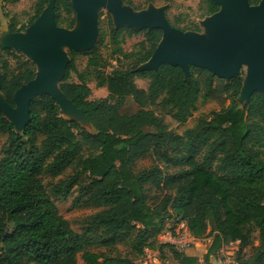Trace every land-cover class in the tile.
Here are the masks:
<instances>
[{
	"label": "trees",
	"instance_id": "16d2710c",
	"mask_svg": "<svg viewBox=\"0 0 264 264\" xmlns=\"http://www.w3.org/2000/svg\"><path fill=\"white\" fill-rule=\"evenodd\" d=\"M123 1L131 5V0ZM260 1L249 0L252 5ZM48 4L49 0H34L28 23L18 27L13 20L8 28L23 32ZM200 4L203 18L220 9L210 0ZM55 20L58 26L74 27L70 0H56ZM190 29L200 31L198 25ZM110 32L114 42L140 33L144 41L132 65L107 74L97 70L103 34L94 49L82 52L89 56L87 67L96 70L97 88H106L108 96L90 99L92 90L72 58L60 84L83 111L91 131L64 118L47 95L32 100L31 120L22 133L0 113V136L7 137L0 161V264H80L79 257L82 264H136L86 250L91 238L73 230L60 215L43 176L58 178L67 170L74 172L54 191L66 199L79 186L77 201L85 199L102 208L92 216L86 233L100 230L106 236L104 247H114L136 233L138 257L145 249L166 248L176 264H215L212 257L223 244L239 240L240 247H246L257 230L260 246L238 264H264V190L257 187L264 179V95L255 92L242 108L238 100L242 75L224 80L192 66L187 80L180 67L168 64L138 71L156 50L162 31L115 29L110 22ZM9 58L16 62L15 69ZM0 72L2 93L14 107L15 92L35 78L36 66L20 52L1 47ZM73 73L79 82L71 81ZM136 78L149 79L148 89L138 88ZM200 97L217 101L222 108L183 134L171 131L150 109L159 106L182 125ZM149 155L156 163L136 171V163ZM149 189L158 192L154 202ZM168 220L186 222L197 239L210 230L213 242L203 259L194 247L179 251L170 244L159 245Z\"/></svg>",
	"mask_w": 264,
	"mask_h": 264
},
{
	"label": "water",
	"instance_id": "95a60500",
	"mask_svg": "<svg viewBox=\"0 0 264 264\" xmlns=\"http://www.w3.org/2000/svg\"><path fill=\"white\" fill-rule=\"evenodd\" d=\"M70 1L76 15L73 29L58 26L56 0H49L41 15L23 32H12L9 28L0 31L1 47L24 54L36 66L35 78L15 92L14 107L2 93L0 73V113L17 133H22L31 120L32 100L42 95L55 100L68 120L92 130L83 111L62 92L59 82L70 61L66 48L71 52H85L96 47L100 9H106L113 17L115 29L162 31L156 50L138 71H155L168 64L180 67L188 80L190 67L195 66L230 80L246 66L248 73L238 98L243 102L242 108L255 92L264 95V0L258 5L250 4L249 0H210L220 9L201 22L206 33L185 32L172 26L166 16L167 5L137 12L123 0Z\"/></svg>",
	"mask_w": 264,
	"mask_h": 264
},
{
	"label": "rangeland",
	"instance_id": "374dc122",
	"mask_svg": "<svg viewBox=\"0 0 264 264\" xmlns=\"http://www.w3.org/2000/svg\"><path fill=\"white\" fill-rule=\"evenodd\" d=\"M200 2L201 0H171V4L166 9V16L169 21L178 26L182 31H192L190 28L198 25L200 27L199 33H206V29L200 25L201 22L206 19V17L203 18L204 13L200 10ZM166 3L167 0H151L150 2H147V0H131V5L129 6L137 12H141L148 10L151 6L161 7ZM33 4L34 0H0V31L1 29L7 30L13 20L17 23L18 27L27 24L32 15ZM98 13L99 36L97 44L100 40V35L103 34L104 38L99 49V68L97 70H101L100 72L107 74L115 68L132 65L138 54L141 52V43L144 41V34L140 33L131 36L125 34L124 37H120L114 42L110 34V22L114 23L113 17L106 9H100ZM64 17L67 22L68 17L66 15H64ZM75 25L73 28L76 27ZM60 27L68 29L66 24H63ZM77 31L78 30H76V32ZM1 44L2 36L0 34V47ZM65 50L68 54L71 52L67 48ZM24 57L27 58L25 55ZM70 58L75 61L78 72L84 75L87 84L92 90L90 99L97 100L106 98L108 96L107 90L105 88L99 89L96 86V70L89 69L87 67L89 56L83 54L82 52H75L73 56H69V60ZM9 60L12 66L11 68L15 69L16 62L12 58H9ZM247 73L248 68L244 66L242 67L239 75H242L243 78H245ZM71 81L79 82L78 75L73 73ZM60 84L61 82H59V86ZM136 84L139 88L147 89L149 87V79L137 78ZM239 103L240 106H242L243 102L239 101ZM228 105L229 103L226 102L225 106ZM221 108L222 105L217 101L206 100L203 97H200L197 103V109L193 112V115L189 118V120L182 125L174 121L168 114V111L163 110L161 107L152 106L150 109H152L156 115L163 117L164 122L171 131L177 134H183L187 129L194 127L199 120L209 119L215 111H219ZM61 115L67 119V116L62 112ZM85 128L91 130V127L89 126H85ZM6 140V136H0V161L4 156V145ZM201 158L202 156L200 159ZM155 163L156 162L152 156H146L136 163L135 170L139 171L150 168ZM171 171L173 170L171 169ZM73 172V170H67L64 175L58 178H52L48 175L43 176L46 190L54 203L57 205L60 215L69 221L73 230L80 234H85V238H91V244L86 248V250L111 257L127 258L138 264V262L143 259V256L138 257L139 247H137L138 245L136 244V233L130 234L128 237L122 239L114 247H104L101 242L106 238V236L103 235L100 230L92 233H86V230L90 226L92 216L101 211L102 208H98L86 202L85 199L77 201V198L80 195L79 186L74 187L71 191V195L66 199L56 194L54 186L71 176ZM257 187L264 190V179L257 185ZM148 193L150 195L151 202L156 201L158 192L155 189H149ZM173 228L174 225L168 220L164 231L159 237V245L166 244V242H168V234L173 235L175 238H181L182 233L178 234L173 230ZM196 240L197 241L194 244H191L187 248L194 247L199 252L200 259H203L212 245L213 235L210 230H208L203 236L198 239L196 238ZM259 246V233L256 230L252 234L251 243L248 246L242 248L240 246L224 247L222 254L219 251L218 254L213 255L212 260L215 264L219 261V259L231 264H238L239 260H246L252 257ZM182 250L184 249L181 248L180 251ZM159 251L163 264H176L173 260L172 254L166 248ZM79 263H83L81 257H79Z\"/></svg>",
	"mask_w": 264,
	"mask_h": 264
},
{
	"label": "built area",
	"instance_id": "2783aa9c",
	"mask_svg": "<svg viewBox=\"0 0 264 264\" xmlns=\"http://www.w3.org/2000/svg\"><path fill=\"white\" fill-rule=\"evenodd\" d=\"M171 224L174 225L173 230L177 232L178 234L182 233L181 238H175L173 235L168 234V242L166 244H170L174 246L177 250L180 251L181 248L186 249L191 244H194L197 240L194 236L191 235L188 225L186 222H171ZM176 226V228H175ZM232 246H240V241L230 242L229 244H223L221 248L218 250L222 254L224 247H232ZM217 252V254H218ZM162 259L161 255L158 250L154 251L151 249H145L143 259L138 262V264H161ZM216 264H231L226 261H222V259H219Z\"/></svg>",
	"mask_w": 264,
	"mask_h": 264
},
{
	"label": "crops",
	"instance_id": "0c3cea01",
	"mask_svg": "<svg viewBox=\"0 0 264 264\" xmlns=\"http://www.w3.org/2000/svg\"><path fill=\"white\" fill-rule=\"evenodd\" d=\"M171 4V2H168V3H166L165 5H167V6H169ZM164 6V5H163ZM137 79V78H136ZM135 82H136V80H135ZM137 85V84H136ZM138 87V86H137ZM139 88V87H138ZM99 89H101V88H99ZM106 89V88H105ZM140 89H142V88H140ZM148 89V88H147ZM147 89H144V90H147ZM107 90V89H106ZM108 92V91H107Z\"/></svg>",
	"mask_w": 264,
	"mask_h": 264
},
{
	"label": "bare ground",
	"instance_id": "6f19581e",
	"mask_svg": "<svg viewBox=\"0 0 264 264\" xmlns=\"http://www.w3.org/2000/svg\"><path fill=\"white\" fill-rule=\"evenodd\" d=\"M76 30H77V29H76ZM76 30H75V31H76Z\"/></svg>",
	"mask_w": 264,
	"mask_h": 264
}]
</instances>
